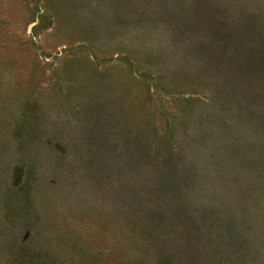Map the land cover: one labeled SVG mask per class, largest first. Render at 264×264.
Returning a JSON list of instances; mask_svg holds the SVG:
<instances>
[{
  "label": "rangeland",
  "instance_id": "rangeland-1",
  "mask_svg": "<svg viewBox=\"0 0 264 264\" xmlns=\"http://www.w3.org/2000/svg\"><path fill=\"white\" fill-rule=\"evenodd\" d=\"M0 264H264V0H0Z\"/></svg>",
  "mask_w": 264,
  "mask_h": 264
}]
</instances>
